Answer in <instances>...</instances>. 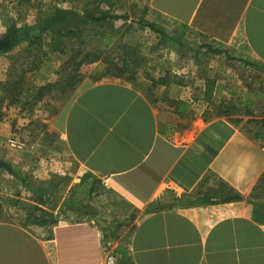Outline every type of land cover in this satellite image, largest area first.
Listing matches in <instances>:
<instances>
[{
    "label": "crops",
    "instance_id": "1",
    "mask_svg": "<svg viewBox=\"0 0 264 264\" xmlns=\"http://www.w3.org/2000/svg\"><path fill=\"white\" fill-rule=\"evenodd\" d=\"M146 13L180 47L197 36L264 71V0H147ZM184 58L185 71L172 53L142 70L145 58L123 54V80L101 61L83 65L66 101L41 99L21 135L15 121L0 138L22 145H6L19 167L0 170V264H264L252 197L261 140L225 114L241 106L233 74L210 82L199 58Z\"/></svg>",
    "mask_w": 264,
    "mask_h": 264
},
{
    "label": "rangeland",
    "instance_id": "2",
    "mask_svg": "<svg viewBox=\"0 0 264 264\" xmlns=\"http://www.w3.org/2000/svg\"><path fill=\"white\" fill-rule=\"evenodd\" d=\"M109 1V6H100L99 10L105 8L114 15L123 16L126 20H117L105 26H93L87 23L88 21L85 19L87 16L84 15L83 22L81 21L82 23L79 25L81 26L80 30H82V38L85 42H77L74 51H78L81 54H92L100 50L103 54V61H101L100 66H104L105 70L108 68V74L113 72L112 74H115L121 80L126 75L123 72L125 70L124 67L129 64L128 62V64L126 63L125 59H121V55L123 54L139 55L140 58H145L146 63H139L138 65H143L144 68L142 70H148L154 68V66H160L161 63L158 62L159 58L168 57L169 53H172V56H177L181 62L177 64V69L185 71V58L183 59V57H186L189 53L199 58L196 61V65H201L207 71L205 74H208L210 82L211 80H215L211 78L217 77L214 72L230 71L233 74L232 76L235 78L233 84L235 96L233 98L234 101L239 100L241 106L236 107L230 113H234L240 118L244 132L250 135H253L255 132L264 134V127L260 126V122L264 120V72H260L259 69L239 60L237 57L224 59L220 55H215L207 50H201L197 47V44L201 43V38L197 36H192L195 45L188 47L178 46L172 41L173 38L169 37V25L161 19L157 21L159 25L165 27V30L160 27L164 35L160 36L151 32L148 28H145L147 0ZM56 10H58L57 12L67 10L75 14V21H77L76 18L81 14L83 15V7L77 1L0 0V38L5 36L7 30L12 26H15L16 29L24 26H34L38 19L40 20L45 14L54 15V13H57ZM88 10H85V13ZM87 14H89V11ZM101 34L106 35L110 40L113 39L114 44L112 45L111 43V45L105 46V39L100 43ZM138 39L140 40L141 47L136 48L134 46L138 45ZM43 42H47L46 37L43 38ZM26 45V41H16L8 49H11L9 53L4 54L3 52L0 54V85L7 82L22 83L20 85L21 92L19 95H16L13 101L10 95H5L4 99L0 102V138L8 136L9 131L14 128L15 121L17 124V120L20 121L18 126L20 131L18 132L21 135V132L25 130V123L23 121L29 118L32 111L30 109L40 102L41 99L45 100L52 107L58 101H66L76 90L73 89L74 84L70 88L63 89L62 87L64 78L70 73L69 70H73L70 65L66 64L67 60H70L68 58L70 54H68L67 58L58 59L55 54L42 55L45 52V47H43L42 51H37L38 53H30V51L35 52L36 50L35 48L28 50ZM33 55H36V59H33ZM34 60L36 64L31 63ZM72 62L70 60L69 64H72ZM165 64H162V66ZM31 65H35V69H31ZM168 67V64H166L163 68ZM64 68L65 71H62ZM117 69H120V71H117ZM47 74L55 75L56 78L54 83L49 85V90L46 89L47 86L45 88L37 87L35 80ZM101 77H105V75L102 74ZM135 81L137 80L135 79ZM138 81L143 82V80ZM184 81L183 77L182 82ZM237 82H239V85ZM143 85L146 90L148 87L150 90L151 85L147 86L144 82ZM229 85L232 86V79L229 80ZM152 87L156 86L152 85ZM2 97L0 94L1 99ZM6 145L7 143L5 144L0 140V161L7 164L9 168L10 165L16 168L19 167V163L14 164L11 161L12 157H9L11 153L8 152L9 148ZM21 156L22 161L20 164L23 162L24 154ZM6 182L8 181L6 180ZM252 197L260 200L258 202L264 208V182L262 185L256 187ZM107 203L109 204L110 201H104L101 206L106 208Z\"/></svg>",
    "mask_w": 264,
    "mask_h": 264
},
{
    "label": "trees",
    "instance_id": "3",
    "mask_svg": "<svg viewBox=\"0 0 264 264\" xmlns=\"http://www.w3.org/2000/svg\"><path fill=\"white\" fill-rule=\"evenodd\" d=\"M68 2L71 1H77L80 2L83 7V15L81 14L78 18H76L77 21H75V14L67 11V10H61L54 13V15L45 14L40 20L38 19L37 23L35 22L34 26H24L20 29H16L15 26H12L9 28L6 32V34H10V39L12 42L16 41H26L27 45L26 48L29 50L31 48L35 52L30 53H38L42 51L43 47L46 49L42 55L47 54H55L58 59H64L67 58L68 54L70 56L68 57L72 64H69L70 60H67V65H70V67L73 68V70H69L70 73L67 74V77L63 80V89L64 88H70L72 84H74V88L76 89V85H78L80 81V74L79 71L81 69V66L92 64L97 61H103V54L100 50L89 54H81L78 51H74V47L77 44V42H85V40L82 38V30L81 24L84 19V15L87 16L86 21L87 23L93 25V26H105L110 25L112 22L117 20H126L123 16H117L106 10L105 8H101L99 10V7L101 6H109L110 1L109 0H65ZM89 9V10H88ZM89 14H87L88 11ZM82 21V22H81ZM145 28H148L151 32L163 36L164 32L161 28L156 26L153 23L145 22ZM16 29V30H15ZM11 32V33H9ZM176 34H178L180 37H184L185 31L182 30L177 31ZM47 38V42H43V38ZM101 41L105 39L104 42L105 46H108L111 43V40L107 38L106 35L101 34ZM206 49L207 51L215 54V55H221L223 52L219 50H212L208 46H200V49ZM11 50V49H10ZM10 50H6L4 54H7L10 52ZM38 51V52H37ZM90 57V58H89ZM33 59H36V55H33ZM32 64H36V61L34 60L31 62ZM254 67L253 64L247 63ZM73 65V66H72ZM31 69H35V65H31ZM108 68H106L107 70ZM258 69V68H257ZM261 69V68H260ZM30 70V67H29ZM65 71V68L62 69V71ZM262 70V69H261ZM117 71H120V69H117ZM264 72V71H262ZM22 73V71H21ZM74 73V74H73ZM22 83H4L3 85H0V94L2 99L0 98V102L4 99L5 95H10V98L15 99L16 95L20 94L21 88L20 85ZM230 111L225 110V114H228ZM249 113V112H248ZM260 126L264 127V120L260 122ZM255 139H260L261 141L264 140V134L262 135L259 132H255L252 135ZM262 137V138H261ZM8 166V165H7ZM9 168V166H8ZM264 182V176L260 179L258 185H262Z\"/></svg>",
    "mask_w": 264,
    "mask_h": 264
},
{
    "label": "water",
    "instance_id": "4",
    "mask_svg": "<svg viewBox=\"0 0 264 264\" xmlns=\"http://www.w3.org/2000/svg\"><path fill=\"white\" fill-rule=\"evenodd\" d=\"M15 42H12L9 35H5L0 38V54L8 50L11 46H13ZM6 169L9 170L7 164L0 162V170Z\"/></svg>",
    "mask_w": 264,
    "mask_h": 264
},
{
    "label": "built area",
    "instance_id": "5",
    "mask_svg": "<svg viewBox=\"0 0 264 264\" xmlns=\"http://www.w3.org/2000/svg\"><path fill=\"white\" fill-rule=\"evenodd\" d=\"M8 145L10 148L16 149V150L17 149L19 150L22 148V145L18 141H16V139H10L8 142ZM260 150L264 154V140H262L260 143Z\"/></svg>",
    "mask_w": 264,
    "mask_h": 264
},
{
    "label": "flooded vegetation",
    "instance_id": "6",
    "mask_svg": "<svg viewBox=\"0 0 264 264\" xmlns=\"http://www.w3.org/2000/svg\"><path fill=\"white\" fill-rule=\"evenodd\" d=\"M9 33H11V32H9ZM6 35H9L10 36V34H6Z\"/></svg>",
    "mask_w": 264,
    "mask_h": 264
}]
</instances>
